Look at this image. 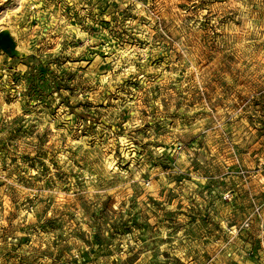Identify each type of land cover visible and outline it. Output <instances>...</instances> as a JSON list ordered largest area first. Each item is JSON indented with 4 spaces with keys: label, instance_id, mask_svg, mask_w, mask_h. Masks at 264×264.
Returning a JSON list of instances; mask_svg holds the SVG:
<instances>
[{
    "label": "rangeland",
    "instance_id": "rangeland-1",
    "mask_svg": "<svg viewBox=\"0 0 264 264\" xmlns=\"http://www.w3.org/2000/svg\"><path fill=\"white\" fill-rule=\"evenodd\" d=\"M2 34L0 264H264V0H0Z\"/></svg>",
    "mask_w": 264,
    "mask_h": 264
},
{
    "label": "water",
    "instance_id": "water-1",
    "mask_svg": "<svg viewBox=\"0 0 264 264\" xmlns=\"http://www.w3.org/2000/svg\"><path fill=\"white\" fill-rule=\"evenodd\" d=\"M0 44L4 47V48H9L13 46V42L10 41L9 39H7L3 34L0 35Z\"/></svg>",
    "mask_w": 264,
    "mask_h": 264
},
{
    "label": "built area",
    "instance_id": "built-area-1",
    "mask_svg": "<svg viewBox=\"0 0 264 264\" xmlns=\"http://www.w3.org/2000/svg\"><path fill=\"white\" fill-rule=\"evenodd\" d=\"M180 148V147H179Z\"/></svg>",
    "mask_w": 264,
    "mask_h": 264
}]
</instances>
